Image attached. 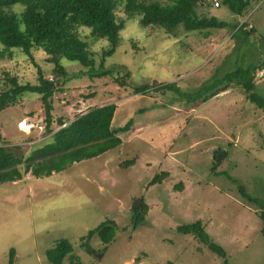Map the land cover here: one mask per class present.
Masks as SVG:
<instances>
[{
    "label": "rangeland",
    "instance_id": "obj_1",
    "mask_svg": "<svg viewBox=\"0 0 264 264\" xmlns=\"http://www.w3.org/2000/svg\"><path fill=\"white\" fill-rule=\"evenodd\" d=\"M210 8L202 6L197 14L223 21L227 28L206 36L178 27L170 36L142 26L140 14L128 16L116 5L123 28L106 57L103 53L111 48L106 40L91 37L87 28L75 29L93 56L94 69L102 65L129 77L120 87L115 75L89 77L77 63L61 60L70 80L53 95L51 128L57 130V120L68 123L89 108L111 103L116 106L111 128L129 120L131 126L118 134V147L96 158L46 178L27 173L0 184V264H8L10 249L12 264H49L44 253L59 239L72 245L71 256L79 264H264L259 218L264 211V111L234 86L197 106L166 89L133 92L134 86L152 82L192 92L238 65L264 63V0H254L240 19L226 8ZM20 9L12 7L15 13ZM242 23L246 31L252 28L246 39L234 29ZM0 52V79L6 70L21 84L36 83V68L26 56L1 45ZM32 57L42 72L51 70L42 51L33 50ZM254 82L255 92L264 98V65ZM43 118L39 98L25 93L20 104L0 112V145L18 146L14 153L27 156L49 141ZM21 122L28 129L20 128ZM219 152L216 163L212 156ZM161 172L167 176L151 185ZM240 187L263 208L242 198ZM137 199L141 202L132 209ZM109 220L117 226L113 241L105 246L94 235L87 252L80 238ZM196 222L225 258L195 237L176 232ZM62 264H71L70 259Z\"/></svg>",
    "mask_w": 264,
    "mask_h": 264
},
{
    "label": "trees",
    "instance_id": "obj_2",
    "mask_svg": "<svg viewBox=\"0 0 264 264\" xmlns=\"http://www.w3.org/2000/svg\"><path fill=\"white\" fill-rule=\"evenodd\" d=\"M216 1L220 7L226 8L239 18L248 13L251 4L254 3V0ZM16 5L21 8L18 13L12 11V7ZM116 5H121L128 16L133 13L140 14L142 26L159 28L170 36L175 34L178 27H182L185 33L206 32L207 36V31L229 26L212 16L197 14V10L202 6L208 7L205 0H0V45L4 51L16 50L26 56L36 68L37 75L36 83L21 84L13 73L1 71L0 112L20 104L21 97L25 93L34 94L39 98L43 110L44 133L49 135L48 142L33 149L25 157L14 153L19 150L18 146L9 147L6 143L1 144L0 184L19 181L22 175L27 173L35 178H46L53 173L65 171L74 163L96 158L120 145L118 134L128 131L131 121L118 129H112L111 121L116 108L112 103L89 108L68 123L61 119L57 120L55 122L57 130L51 128L53 95L70 80L65 67L60 64L61 60L77 63L81 68L86 69L89 77L115 75L114 83L120 87L126 86L128 73L116 71L113 74L114 70H105L102 65L99 69H94L93 56L85 42L75 34L76 28H87L91 37L104 39L109 43L111 48L103 53V57L110 56L117 46L119 32L123 28V21L117 20L114 13ZM244 27L245 24L242 23L236 25L234 29L239 32L241 38L246 39L252 28L246 31ZM33 50H40L45 54L46 62L52 66L48 73L42 72L35 64L32 57ZM1 55L0 52V58ZM258 63L259 61L255 60L238 65L223 75L212 76L192 92H180L172 83L156 86L155 82L134 86L133 92L144 95L150 89L152 91L166 89L189 105L197 106L229 86H234L245 95L246 101L264 111V98L255 92L254 75L264 65ZM132 164L133 161L127 163L129 166ZM216 165L213 163L214 167ZM166 176L167 173L161 172L152 178L150 184H159ZM239 191L242 198L257 203L263 208L261 202L249 198L241 187ZM259 218L262 223L261 235L264 239V211L260 212ZM133 224L134 229L136 219ZM116 231L115 222L109 220L88 231L80 240L85 241L83 246L89 252L87 242L92 236H97L106 246L113 241ZM176 232L195 237L212 253L225 258L223 250L209 241L201 223L179 226ZM72 249V245L66 239H59L44 254L49 264H62L66 258L70 259L71 264H79L71 256ZM13 257L14 250L10 249L8 264L13 263Z\"/></svg>",
    "mask_w": 264,
    "mask_h": 264
},
{
    "label": "water",
    "instance_id": "obj_3",
    "mask_svg": "<svg viewBox=\"0 0 264 264\" xmlns=\"http://www.w3.org/2000/svg\"><path fill=\"white\" fill-rule=\"evenodd\" d=\"M222 154H223V152H219V153H216V154H214V155L212 156V158L215 160L216 163L219 162V160H220L221 157H222ZM140 202H141V201H140L139 199L135 200V202H133L131 208H132V209H137L138 206H139V204H140Z\"/></svg>",
    "mask_w": 264,
    "mask_h": 264
},
{
    "label": "built area",
    "instance_id": "obj_4",
    "mask_svg": "<svg viewBox=\"0 0 264 264\" xmlns=\"http://www.w3.org/2000/svg\"><path fill=\"white\" fill-rule=\"evenodd\" d=\"M205 3L214 9L219 7V4L216 0H205ZM249 28H251V26H249Z\"/></svg>",
    "mask_w": 264,
    "mask_h": 264
},
{
    "label": "bare ground",
    "instance_id": "obj_5",
    "mask_svg": "<svg viewBox=\"0 0 264 264\" xmlns=\"http://www.w3.org/2000/svg\"><path fill=\"white\" fill-rule=\"evenodd\" d=\"M19 127L20 128H23L24 130L28 129L27 128V124L26 123H23V122L20 123Z\"/></svg>",
    "mask_w": 264,
    "mask_h": 264
},
{
    "label": "crops",
    "instance_id": "obj_6",
    "mask_svg": "<svg viewBox=\"0 0 264 264\" xmlns=\"http://www.w3.org/2000/svg\"><path fill=\"white\" fill-rule=\"evenodd\" d=\"M238 19H240V18L238 17Z\"/></svg>",
    "mask_w": 264,
    "mask_h": 264
}]
</instances>
